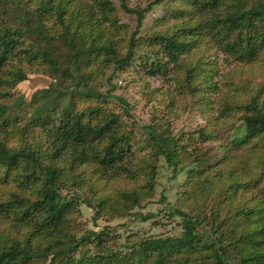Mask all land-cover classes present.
I'll return each instance as SVG.
<instances>
[{"label": "trees", "instance_id": "1", "mask_svg": "<svg viewBox=\"0 0 264 264\" xmlns=\"http://www.w3.org/2000/svg\"><path fill=\"white\" fill-rule=\"evenodd\" d=\"M6 1L0 264H264V0L132 7L119 0L131 24L118 22L113 0ZM161 4L165 11L143 30L146 14ZM36 64L57 75L62 88L39 89L26 103L9 91ZM128 66L173 82L162 95L167 111L179 93L185 96L178 103L190 100L205 113L210 93L220 92L219 117L236 115L239 125L225 136L222 125L211 129L209 114V128L192 132L178 125L176 111L164 116L163 107L140 122L128 99L113 93V75ZM104 80L105 88L95 83ZM36 127L41 134L31 141ZM207 140L215 142L203 146ZM160 159L176 185L171 202L161 195L168 202L162 215L176 229L123 235L107 223L134 208L141 221L158 216L140 210L155 196ZM111 182L120 186L101 192ZM99 219L105 224L95 229Z\"/></svg>", "mask_w": 264, "mask_h": 264}, {"label": "rangeland", "instance_id": "2", "mask_svg": "<svg viewBox=\"0 0 264 264\" xmlns=\"http://www.w3.org/2000/svg\"><path fill=\"white\" fill-rule=\"evenodd\" d=\"M114 4L116 6V13L118 16V22H127L128 24L134 23V19L129 18L125 13H123L122 9L119 7V0H113ZM128 6L132 7L135 5H141L144 6L148 1L150 0H126ZM7 4L6 0H0V5H5ZM6 6V5H5ZM163 11H165V7L163 5H158L153 11L149 12L146 17V24L144 26L143 30H146L145 28L152 23L153 19L160 16ZM144 32V31H143ZM119 45H122V41L119 42ZM133 67V66H132ZM130 66L125 67L124 71H121L120 73H117L116 75H113V81L116 84V89L113 91L114 94L117 95H122L126 99H128V102L130 104L129 106V112H131L136 119H139L140 122L145 123L147 120L151 117L152 113L155 111V109H160L161 108L164 116H167V112L173 114L175 111L177 112V115H179L178 119V125H184L187 127L188 131L193 132V128L195 126L200 125V126H206L208 129V123L206 116L209 114H212L214 123L216 124L213 128L211 129L218 130L220 125L221 130L224 135L226 136H232L231 131L227 132V128L230 126H235L239 125L240 121L237 119V116L230 115L229 114H221V108L224 104L225 101L222 100V94L212 92L210 93L211 97L210 102L212 103L211 109H209L205 113L200 112L197 109H192L191 101L190 100H183L180 103L179 100L183 94L175 93L173 97V106L174 108H165V104L163 103V93L168 89V88H173L174 84L173 82L167 78H161L159 76H152L148 75L147 73L143 72V70H138V68H132ZM93 68V66H92ZM228 70V69H227ZM112 72V69L109 68L106 71V74H109ZM26 76L27 79L25 81H22L18 83V85L10 89V93L14 94L15 96L17 94H22L24 96V101L28 103L30 99H32V95L36 93L39 89L42 88H47L49 85H52L53 89H61L62 88V83H60V79L58 78L57 75L50 73V70L47 68L44 69L42 65H35V69H32L30 67L29 70L26 71ZM168 80V81H167ZM217 81V77L214 79ZM167 81V82H166ZM96 85L100 86V88H105V80L98 82L95 81ZM221 86L222 84L219 83ZM185 96V95H184ZM183 96V97H184ZM55 97V96H54ZM9 99V97H8ZM51 99V98H50ZM78 104L80 106L85 104V101L83 99L78 100ZM13 103V101H12ZM122 106L118 105L116 107V110H120ZM30 110V107H27L24 111ZM23 114V113H22ZM126 120H128V116L126 115ZM36 132L30 133V140L34 141L35 139L37 140V135L41 134V131L36 127L35 128ZM239 131V132H238ZM237 131V135L242 134L243 132V127H240ZM242 131V132H241ZM191 132V133H192ZM190 133V134H191ZM230 133V134H229ZM188 134V136L190 135ZM229 134V135H228ZM197 135V134H196ZM195 135V136H196ZM234 135V133H233ZM40 139L43 140L44 136L42 137L41 135ZM210 142H215L214 140L212 141H204L203 146L207 145L209 146ZM159 173H158V178H157V184H156V192L155 196L151 199L152 201L146 206L142 207L140 211L143 213L147 212H153L157 214L156 218L154 217L151 220L147 221H141L140 218H138L135 213L138 211L137 208H134L132 210V213H128L124 217L120 219H113L109 221L107 224L110 225H116L118 226V230L122 232L124 235L125 233H129L130 231L133 232H138L141 231V234L143 233H159V232H174L176 229L174 227L175 221L171 220L169 221L168 219H165L162 215V211L166 206H168L167 200L164 202H161V195L164 194L166 195L167 199L171 202L173 200V195L175 191L176 185L170 181V176L171 172L169 168H167L164 163L163 159L159 160ZM184 176V172L179 173L178 175V180L182 179ZM120 186V183L118 182H111L107 184V186H104L105 189H103V193L109 195V193H113L116 187ZM88 211V209H87ZM159 213L161 215L159 216ZM82 221L86 222V226L92 225V222L89 224V218L87 215L80 217ZM157 220L158 222L152 223L153 220ZM88 221V223H87ZM122 223V226H121ZM97 227L99 228L100 226L102 227L105 224V221L103 219H99L97 221ZM121 227V228H120Z\"/></svg>", "mask_w": 264, "mask_h": 264}]
</instances>
